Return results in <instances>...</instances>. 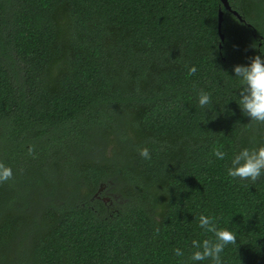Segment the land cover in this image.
<instances>
[{
	"label": "trees",
	"instance_id": "obj_1",
	"mask_svg": "<svg viewBox=\"0 0 264 264\" xmlns=\"http://www.w3.org/2000/svg\"><path fill=\"white\" fill-rule=\"evenodd\" d=\"M228 2L244 21L220 0H0V264H212L189 259L215 239L201 214L236 235L223 264H264V175H227L264 146L233 71L264 57V0Z\"/></svg>",
	"mask_w": 264,
	"mask_h": 264
},
{
	"label": "clouds",
	"instance_id": "obj_2",
	"mask_svg": "<svg viewBox=\"0 0 264 264\" xmlns=\"http://www.w3.org/2000/svg\"><path fill=\"white\" fill-rule=\"evenodd\" d=\"M233 71L234 77L239 79L238 106L242 114L247 116L250 121L264 124V57L256 55L247 65L234 66ZM195 72V66L188 70L189 75H194ZM210 103V94L201 90L198 95L199 106L205 108ZM28 154L34 158V148L30 147ZM139 154L145 160L151 159L147 148L140 149ZM213 155L218 160H224L227 154L217 148L214 149ZM227 175L233 179L257 181L264 175V146L241 149L232 157L230 166L227 168ZM12 179L11 167L0 163V184L7 183ZM198 220V226L205 232L212 233L215 239L206 238L202 241L193 239L191 246L194 251L189 259L191 261L211 260L212 264H223L221 253L227 245L237 243L236 235L228 229L218 228L215 217L201 214ZM158 233L159 229H156V234L158 235ZM173 251L177 257L184 256V252L180 248H175Z\"/></svg>",
	"mask_w": 264,
	"mask_h": 264
},
{
	"label": "water",
	"instance_id": "obj_3",
	"mask_svg": "<svg viewBox=\"0 0 264 264\" xmlns=\"http://www.w3.org/2000/svg\"><path fill=\"white\" fill-rule=\"evenodd\" d=\"M220 1H221L222 5L224 6L225 9H227V10H229V11H232V13H233L236 17H238L239 20L244 21V19L241 17V15H240L237 11L232 10V9L230 8L228 0H220ZM222 20H223V11H222V10H219V11H218V24H217V31H218V35H219L221 41H223V39H224V34H223L222 31H221ZM221 47H222V44L220 43V44H219V48H221Z\"/></svg>",
	"mask_w": 264,
	"mask_h": 264
}]
</instances>
